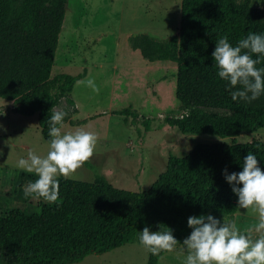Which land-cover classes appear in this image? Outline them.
Instances as JSON below:
<instances>
[{
  "label": "trees",
  "instance_id": "trees-1",
  "mask_svg": "<svg viewBox=\"0 0 264 264\" xmlns=\"http://www.w3.org/2000/svg\"><path fill=\"white\" fill-rule=\"evenodd\" d=\"M69 1L0 0V98L13 104L16 115L38 114L47 142L52 107L68 100L87 77L86 70L77 76L52 77ZM249 32L264 33V9L253 7L252 0H181L180 26L173 38H130L145 60L178 66L176 97L185 114L167 119L169 126L184 134L221 139L264 129V95L250 103L233 101L212 57L219 36L227 35L235 44ZM257 67H264V60ZM200 109H227L237 115L214 118ZM114 114L132 117L137 124L139 114L132 107ZM151 123L144 120L146 131ZM250 151L264 169V142L258 141L201 144L184 158L171 155L167 170L144 192L117 188L103 176L93 182L61 176L57 202L40 199L38 212L15 208L0 215V264H75L92 254L109 253L136 242L150 217L159 216L163 208L182 219L173 230L176 249L189 228L184 210L196 216L237 214L238 198L224 170H242L243 157ZM22 178L28 182L37 177ZM158 256L150 254L148 264H158Z\"/></svg>",
  "mask_w": 264,
  "mask_h": 264
},
{
  "label": "rangeland",
  "instance_id": "rangeland-1",
  "mask_svg": "<svg viewBox=\"0 0 264 264\" xmlns=\"http://www.w3.org/2000/svg\"><path fill=\"white\" fill-rule=\"evenodd\" d=\"M180 5L181 0L69 1L52 77L77 76L84 70L87 77L76 84L70 100L63 99L55 109L67 113L63 131L84 127L98 139L93 155L66 178L93 182L103 176L117 188L144 192L167 170L171 155L184 158L201 144L264 142V129L243 132L235 139H221L184 134L167 124V119L185 114L176 97L178 66L169 61L145 60L140 51L132 48L130 38L140 34L159 40L173 38L180 26ZM252 6L264 9V0H252ZM130 107L139 114L137 124L132 117L126 120L114 114ZM13 111V104L0 98V215L15 208L28 213L39 211L41 200L25 198L23 194L27 183L23 174L35 173L17 169L16 162L30 150L42 156L48 151L38 114L24 117ZM200 112L214 118L237 115L227 109ZM146 119L152 120L149 131L143 125ZM161 211L148 221L152 231L161 226L172 230L180 226L182 219L176 213L168 208ZM183 212L187 220L194 215ZM210 214L234 220L241 229L251 224L234 216ZM185 233L179 239L180 247L159 254L158 264H184ZM150 254L137 238L136 242L106 254L89 255L75 264H148Z\"/></svg>",
  "mask_w": 264,
  "mask_h": 264
},
{
  "label": "clouds",
  "instance_id": "clouds-1",
  "mask_svg": "<svg viewBox=\"0 0 264 264\" xmlns=\"http://www.w3.org/2000/svg\"><path fill=\"white\" fill-rule=\"evenodd\" d=\"M212 57L217 76L225 82L233 101L250 103L264 95V67H257L264 60V33L249 32L235 44L227 35L219 36ZM51 112L47 154L30 150L16 162L17 169L37 177L23 186L25 198L46 203L58 201L59 177L73 175L93 155L98 139L84 127L63 131L67 113L54 107ZM241 168L231 173L225 169L224 178L238 198L237 208L253 214L255 223L241 229L225 217L221 220L212 214L189 216L191 232L182 242L184 264H264V169L251 151L243 157ZM138 242L153 255L173 251L178 243L173 230L162 226L158 231L144 227L139 231Z\"/></svg>",
  "mask_w": 264,
  "mask_h": 264
},
{
  "label": "crops",
  "instance_id": "crops-1",
  "mask_svg": "<svg viewBox=\"0 0 264 264\" xmlns=\"http://www.w3.org/2000/svg\"><path fill=\"white\" fill-rule=\"evenodd\" d=\"M80 110L78 109V112H79ZM245 212H246V210H244V209H239L238 208V210H237V214L234 216V217H237V218H239L241 221H249L251 224H246V225H249V226H251L252 224H254L255 223V217H254V215L253 214H245ZM217 218H220V217H217ZM220 219H223L222 217L220 218ZM236 222V221H235ZM249 226H247L246 228H248Z\"/></svg>",
  "mask_w": 264,
  "mask_h": 264
}]
</instances>
